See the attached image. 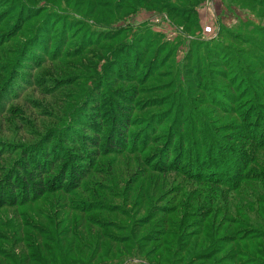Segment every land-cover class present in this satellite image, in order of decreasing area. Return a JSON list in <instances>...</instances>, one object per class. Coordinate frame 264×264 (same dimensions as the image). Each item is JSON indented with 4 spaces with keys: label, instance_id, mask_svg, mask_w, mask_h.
<instances>
[{
    "label": "rangeland",
    "instance_id": "1",
    "mask_svg": "<svg viewBox=\"0 0 264 264\" xmlns=\"http://www.w3.org/2000/svg\"><path fill=\"white\" fill-rule=\"evenodd\" d=\"M0 264H264V0H0Z\"/></svg>",
    "mask_w": 264,
    "mask_h": 264
},
{
    "label": "trees",
    "instance_id": "2",
    "mask_svg": "<svg viewBox=\"0 0 264 264\" xmlns=\"http://www.w3.org/2000/svg\"><path fill=\"white\" fill-rule=\"evenodd\" d=\"M119 108L120 109H116V113L114 115L115 117L113 118L114 123H115L114 124V130L117 133L120 132L121 135H125L123 133L124 124L121 121H122L123 116H127L126 113H124V112H127V110H130L132 108H130L129 106H121ZM123 122H124V120H123ZM99 139L100 138H90V140H93V141H96V140H99ZM119 139H122V138L119 137ZM118 141L115 139V136H110L108 138L107 143L109 144V150L110 151H116V150H114V148L122 146V145H120V143ZM120 148H122V147H120ZM35 172H37V177L35 179H39V181L37 182L38 184H35L36 182H31V181L27 180L26 178H25V182H23V184L26 187L25 188L26 192H27L28 188L30 187V185H32V188L33 189L36 188L37 189V193L42 195V194H44L47 191L49 183H45V182H43L41 180L42 175L45 174V170L44 169H43V171H41V169H40V170H36ZM33 175H35V174H33ZM31 180L33 181V179H31ZM38 186H41L43 188L40 189V188H38Z\"/></svg>",
    "mask_w": 264,
    "mask_h": 264
}]
</instances>
